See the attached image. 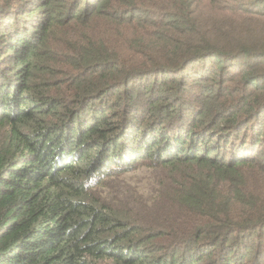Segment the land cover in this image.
Returning <instances> with one entry per match:
<instances>
[{
    "label": "trees",
    "instance_id": "trees-1",
    "mask_svg": "<svg viewBox=\"0 0 264 264\" xmlns=\"http://www.w3.org/2000/svg\"><path fill=\"white\" fill-rule=\"evenodd\" d=\"M3 1L0 264H264V0Z\"/></svg>",
    "mask_w": 264,
    "mask_h": 264
},
{
    "label": "rangeland",
    "instance_id": "rangeland-1",
    "mask_svg": "<svg viewBox=\"0 0 264 264\" xmlns=\"http://www.w3.org/2000/svg\"><path fill=\"white\" fill-rule=\"evenodd\" d=\"M5 2H7V1L4 0L3 3H5ZM15 3H16V0H13V2L11 4H15ZM5 64H6V62H5ZM153 171H155V170L154 169L152 170V168H140L136 171H132V172H130L126 175H123V176H126L127 179L132 183H135V182H141L142 183V181H143L144 183L147 184L148 181L150 183L151 181L154 180L155 176H154ZM142 192H143V188H142Z\"/></svg>",
    "mask_w": 264,
    "mask_h": 264
}]
</instances>
